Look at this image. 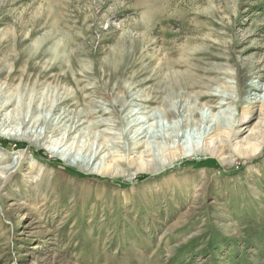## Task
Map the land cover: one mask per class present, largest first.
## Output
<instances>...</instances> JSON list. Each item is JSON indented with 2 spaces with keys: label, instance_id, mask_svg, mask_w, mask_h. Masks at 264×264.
I'll use <instances>...</instances> for the list:
<instances>
[{
  "label": "rangeland",
  "instance_id": "obj_1",
  "mask_svg": "<svg viewBox=\"0 0 264 264\" xmlns=\"http://www.w3.org/2000/svg\"><path fill=\"white\" fill-rule=\"evenodd\" d=\"M171 71L192 79L166 85ZM132 78L138 93L125 124L109 109L87 114L60 144L0 135V264H264V105L254 104L264 86V0H0V119L12 128L110 105ZM170 88L231 95L211 113L222 126L220 112L230 113L240 133L202 151L196 125L159 118L138 143L151 154L146 165L106 168L122 148L128 160L138 154L130 146L148 124L127 127L128 112L158 108ZM219 100L200 99L197 116ZM182 134L184 155L168 164L164 150ZM58 146L100 159L64 162L50 153Z\"/></svg>",
  "mask_w": 264,
  "mask_h": 264
},
{
  "label": "bare ground",
  "instance_id": "obj_2",
  "mask_svg": "<svg viewBox=\"0 0 264 264\" xmlns=\"http://www.w3.org/2000/svg\"><path fill=\"white\" fill-rule=\"evenodd\" d=\"M176 65H178V64H176ZM176 65L173 64V66H176ZM181 65H183V64H181ZM115 69L116 68L114 67V70ZM192 75L188 71H185V72L183 71L180 73L178 71H171L170 74L166 77V80H165L166 85H167V83L169 84V86L171 84L173 85L177 80H181V79L190 80V79H192L191 78ZM227 75L230 76L231 79L236 78L234 75H231L230 73ZM223 76H225V75H223ZM219 79L217 81H219ZM185 84L186 83H184V85ZM192 84H194V83H192ZM210 84H212V83H210ZM138 85H139V83H137L136 81L134 82V80L132 78L128 82L125 90L123 91L124 93H123V95H121L122 96L121 100L115 101L114 103H112L110 105L103 104L102 102L97 101V103H94L91 106L90 111L89 110L88 111H80V112L75 113L74 115H71V112L67 109V110H64L62 113H58L54 118H50L48 121H41L37 126H32L29 129L27 128L26 124H24L20 130L17 128L14 129L9 124H6L4 121L2 122L0 119V135L1 136L3 135L9 139L22 138V139L30 140V141L33 140L34 143L38 144V145L41 144L42 142L49 141V138L56 137V139L54 141L55 142L59 141V144H60L61 142L68 139V137L70 135H72L74 132H77L78 128H80L83 124L86 123L85 116L87 114H90V113L91 114H95V113H103L104 114L109 109H110V111H108V112H110V113H115V110H116L122 115V116L120 115V118L118 120V124L119 123L125 124V118L123 117V114H124V116H125V114L127 115V112H125L127 110V107L132 106L135 103L137 98L135 97L134 94L135 93L137 94L138 92L136 91L134 93L132 90L135 87H138ZM227 88L229 91L231 87L228 86ZM259 91L263 92V94L258 92L256 97L254 98L255 99L254 104L255 105L260 104L262 106V105H264V86L263 85H262V87L259 86ZM188 93H186L185 91L176 92V91H173L171 89V91H169L165 97H162V99L160 101L161 102L160 106L158 108L149 109L148 106L136 107L132 111L128 112L129 113L128 116H130V118H132V120H131V122H129V124H127V127L135 128L136 126L141 125L142 127H140V128H143L144 125L148 124L144 130L140 131L141 129L140 130L138 129L137 132H135V133H137V137L132 142L133 146H130V148H132L133 150H137L138 154L136 157H133V159L128 160L125 158L126 150L122 148V149H120V151L117 155L109 156L110 159L107 162V164L105 165L106 168L118 169V168L123 167L124 163H127V161H130V162L133 161L140 168H141V166L146 165L148 163L147 160L151 159V154H149L148 148H146L144 151H141V150L139 151L137 149L140 147V146H138V143L140 142V140H142V138H147V136L150 135V133L152 131V124L150 122H153V120H157V119H158L157 121H159V118H165L166 120H171L177 116H181L182 119H180V121H178L176 123V126L180 130H182L183 128H188L192 123H193V125H196L198 127L199 134L201 136V141H202L201 150L202 151H204V150L212 151L215 146H221L222 147L223 145H225V143L227 142L229 137H232V136L235 137L236 134L240 133V131H237L233 127L229 126L231 121H233V117H234L230 113L220 112L219 115L227 123V125H223V126L213 120L214 115H212V113H211L214 109L222 108L226 104H231V102L234 101V98L231 95H228V94L225 95L222 91H217L216 93H206L203 91L198 92V93L196 92L194 96H192V95H190V93L189 94ZM236 95H235V97H236ZM127 96L128 97L130 96V97H129V99L126 100L125 97H127ZM207 96L215 97V98L221 99V100L217 101V104H215V105H213L212 103H209V102H205L203 105L206 107V110L203 108L202 109L203 110L202 115L199 117V116H197V109L199 108L198 102L200 99L207 97ZM144 97H146V96H144ZM183 97H186L187 100H182ZM143 98L141 99V97H140V100H144V102L151 100V99H149L150 97L144 98V99ZM117 106H119L118 109H116ZM56 107L53 109V111L56 110ZM3 110H4L3 107L0 106V116L2 115ZM199 115H200V113H199ZM249 115L250 114L248 112H244L242 115L241 122L247 121L250 118ZM102 122L104 123V121H101V120L95 121L94 124H92V126L93 127H100L103 124ZM220 122H222V121H220ZM22 123H24V120L22 121ZM60 130H63L64 133L60 134ZM65 134H66V137H65ZM59 135H60V139L58 137ZM106 135L107 134H105L104 136H106ZM182 137H183V134L181 136L177 135L176 136L177 140L172 141L173 146L168 147L166 150H164V156L167 158L168 164L171 163V160H173V158L175 156L183 154V150H182V147L180 145V141H181ZM104 139H106V137H101L102 143H99L100 142L99 141L98 145L103 144ZM249 145H250V147L252 146L254 148V147H259L260 144L258 142H255V143H251ZM135 146H137V147H135ZM197 152H199V150L197 148H194V153H197ZM50 153H52L55 156L62 154L63 158H61V159L64 162H68L71 164H85L86 167L89 166L90 164H93L98 159H100V154H101L100 151L95 150L90 155L88 160L85 161L83 158H80L79 156H76V155L72 154L71 152L66 153V152L62 151L61 146H58L56 150H54V149L50 150ZM147 158H149V159H147ZM133 162L131 164H133ZM128 165H130V164H128ZM1 173H4V171L1 170V168H0V174Z\"/></svg>",
  "mask_w": 264,
  "mask_h": 264
},
{
  "label": "trees",
  "instance_id": "obj_3",
  "mask_svg": "<svg viewBox=\"0 0 264 264\" xmlns=\"http://www.w3.org/2000/svg\"><path fill=\"white\" fill-rule=\"evenodd\" d=\"M55 162V164H57L58 162L57 161H54ZM65 170L66 171H68V172H71L72 170L71 169H67V168H65ZM73 172V171H72ZM240 262H238V264H239Z\"/></svg>",
  "mask_w": 264,
  "mask_h": 264
}]
</instances>
